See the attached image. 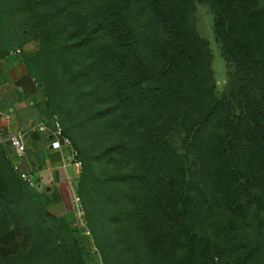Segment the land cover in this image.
<instances>
[{"label":"trees","instance_id":"obj_1","mask_svg":"<svg viewBox=\"0 0 264 264\" xmlns=\"http://www.w3.org/2000/svg\"><path fill=\"white\" fill-rule=\"evenodd\" d=\"M196 3L214 10L216 39L234 68L223 94L208 43L191 23ZM45 14L50 31L71 29L62 57L87 61L107 112L130 120L145 141L141 172L126 177L127 206L147 255L174 264H206L209 258L211 264H254L220 255L225 248L212 239L204 217L207 223L220 212L231 224L238 220L264 230V7L259 0H61ZM174 135L195 157L193 173L209 185L212 197L199 195L189 168L170 155L176 154ZM122 150L116 144L107 153ZM0 159L5 196L18 178L5 155ZM11 218L0 196V235L11 232ZM215 252L219 256L213 257ZM62 259L87 264L73 237Z\"/></svg>","mask_w":264,"mask_h":264},{"label":"rangeland","instance_id":"obj_2","mask_svg":"<svg viewBox=\"0 0 264 264\" xmlns=\"http://www.w3.org/2000/svg\"><path fill=\"white\" fill-rule=\"evenodd\" d=\"M60 1L54 0L53 4L50 0H0V78L4 62L15 57L24 64L44 96L42 103L21 109L23 114L15 111L20 118L17 129L24 134L19 149L10 140L16 133H9L4 127L0 131V156L5 155L11 162L18 178L13 189L5 190V196L0 188L2 202L12 217L11 232L0 235V264H64L63 252L71 237L80 244L87 264H174L147 255L127 206L131 184L126 176L141 172L145 141L132 130L130 120L107 112L109 107L103 94L96 90L94 77L88 76L87 61L79 56L77 60L62 57L61 48L72 36L71 29L55 26V31H50V22L46 24L42 20V15H48ZM259 2L264 7V0ZM191 23L196 34L208 43L217 90L223 94L234 68L226 62L222 45L216 39L214 10L209 4L196 3ZM0 96L10 102H25L17 100L11 89L0 91ZM43 112L50 119L58 116L66 137L78 149L82 162L79 175L71 164L67 147L55 145V140H50L53 151L40 153L38 160L35 154L36 158L27 156L30 136L47 134L32 130V121L36 126L44 123ZM116 144L124 150L119 154L107 153ZM171 146L176 154L170 155L189 168L188 177L194 186L199 185L200 190H196L201 192L199 195L212 197L209 185L193 173L195 157L183 145L181 137L174 135ZM1 162L0 159V178L5 176ZM56 164L65 165L67 176L72 178L71 185L67 184L69 190L60 188L58 197L53 183L42 181L47 172L60 171ZM22 174L36 179L37 186L26 185ZM48 187L50 192L46 191ZM77 197L79 203L75 202ZM203 211L202 206L200 213ZM205 218L204 225L212 239L225 248L220 254L224 253L225 259L264 264V230L238 220L231 224L220 212L218 221L211 219L206 223ZM217 256L219 253L215 252L213 257ZM205 261L211 264V258L202 263Z\"/></svg>","mask_w":264,"mask_h":264},{"label":"crops","instance_id":"obj_3","mask_svg":"<svg viewBox=\"0 0 264 264\" xmlns=\"http://www.w3.org/2000/svg\"><path fill=\"white\" fill-rule=\"evenodd\" d=\"M1 64V63H0ZM3 73L2 77L0 78L1 84H0V91L11 89L14 90L15 96L17 97V100L24 99V103H18L7 101V99L4 96H0V131L2 127L6 128L9 133H16L19 134V129H17L18 123L20 121V118L17 114L22 113L21 109H25L27 105L30 106H36L39 103H42L44 100L43 94L37 89L33 79L28 75L26 72L25 66L23 63L18 61L15 57H10L8 60H6L3 64ZM1 75V73H0ZM16 88V89H15ZM8 103H7V102ZM11 106H14L15 108L12 109ZM9 109V113L7 112ZM16 109V110H15ZM15 111H18L16 114ZM15 112V114H14ZM42 120L43 122L50 121V118H47L44 112L42 113ZM13 122L10 124V122ZM31 124H35V122H31ZM35 137H39L38 139L34 140ZM50 140H54L53 137L50 134H44V135H34L30 136L29 140V150L28 155L34 156V154L37 156L40 153H46L47 150L53 151V148L50 146ZM60 141L55 140V145L62 146V143ZM57 143V144H56ZM59 144V145H58ZM31 151V153H30ZM53 158H55V155H52L53 153H50ZM49 154V155H50ZM34 156V158H36ZM41 159V158H40ZM36 161V159H35ZM58 161V160H54ZM71 164L75 165L73 162ZM35 165V163H33ZM60 168V171L58 172L57 169H54L52 173L47 172L45 174V179L42 181L53 183L52 188L55 190V194L60 196V188L65 187L68 189V185H71V179L69 178L65 172V165H59L56 164ZM39 170L42 169V167H38ZM76 174L79 175L80 169L75 166ZM62 172V174H60ZM75 174V175H76ZM68 184V185H67ZM48 186V185H47ZM51 186V185H50ZM49 189V190H48ZM69 190V189H68ZM47 192L51 191V187H48L46 189Z\"/></svg>","mask_w":264,"mask_h":264},{"label":"built area","instance_id":"obj_4","mask_svg":"<svg viewBox=\"0 0 264 264\" xmlns=\"http://www.w3.org/2000/svg\"><path fill=\"white\" fill-rule=\"evenodd\" d=\"M19 52V51H18ZM1 73V68H0ZM33 131H38L41 133L50 134L54 140L60 141L63 146L67 147V150L70 152V159L75 164L77 168H81L82 162L79 160L80 155L77 149H75L73 142L70 138L66 137L64 127L62 126L57 115H54L50 121L44 122L43 124L36 126L33 124ZM24 138V134H17L11 137V144L14 148L19 149L22 145V141ZM59 142V143H60ZM57 144V143H56ZM59 145V144H58ZM21 179L28 185L30 188H34L37 185V180L27 174H22ZM76 203L80 202V199L77 197L75 199ZM96 264H102L101 262H97Z\"/></svg>","mask_w":264,"mask_h":264},{"label":"water","instance_id":"obj_5","mask_svg":"<svg viewBox=\"0 0 264 264\" xmlns=\"http://www.w3.org/2000/svg\"><path fill=\"white\" fill-rule=\"evenodd\" d=\"M51 148H53V146H51ZM49 190V189H48Z\"/></svg>","mask_w":264,"mask_h":264}]
</instances>
